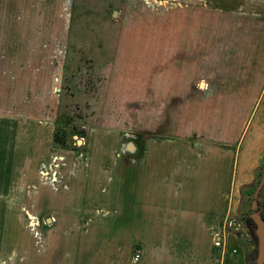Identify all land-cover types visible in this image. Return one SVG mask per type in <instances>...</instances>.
Wrapping results in <instances>:
<instances>
[{"label": "crops", "instance_id": "0c3cea01", "mask_svg": "<svg viewBox=\"0 0 264 264\" xmlns=\"http://www.w3.org/2000/svg\"><path fill=\"white\" fill-rule=\"evenodd\" d=\"M202 1L207 11L224 17L217 26L226 29L222 35L217 34L216 44L209 31L201 36L202 61L210 53L218 52L221 57L234 48L232 30L256 28L264 23V0ZM71 18V0H0V264H248L237 235L224 233V223L240 187L250 185L254 170L264 167V120L242 155L245 130L238 138L228 134L233 116L238 113L234 110L228 116L213 117L212 128L207 132L154 137L152 144L143 148H122L119 198H102L100 190H96L94 194L62 199L66 204L78 205V220H111L119 214L120 226L106 222L103 227L63 229L62 235L76 237L67 245L78 252L75 263L60 258L65 246L62 251L61 246H52L51 250H43L42 246L41 251H34L32 228L24 226L23 221L28 220L31 225L34 219H44L42 206L34 212L33 203L42 205L48 198L46 188L40 191L34 184L29 163L33 152L48 155V159L49 151L53 155L55 132L62 120L58 115L64 102L60 83L65 72ZM138 69V75L152 76ZM235 79L233 83L238 82ZM150 83L152 77L147 80ZM231 84L225 78L220 81L218 76L212 91L217 97L231 93L226 90L237 88ZM139 85L143 96L149 98L146 91L151 90L158 101L161 95L176 93L152 85L146 87L144 80ZM200 87L210 90L208 83H201ZM257 91H262L258 94L261 98L264 89ZM249 92L253 93L251 89ZM209 99L208 95L200 103ZM258 101L259 97L251 104L253 111ZM251 115L246 116L245 129ZM179 120L171 119L176 133ZM191 134L200 139L191 141ZM34 137L38 141L35 144ZM109 151L93 149L90 154L108 155L104 153ZM45 162H36L35 173L41 177L42 186L48 179L45 170L48 171L49 163ZM18 166L27 171L29 168L31 176L27 173L18 177ZM18 188L23 190L18 192ZM102 235L101 248L95 246L91 255L90 237ZM136 250L141 253L138 262L134 260ZM68 253L67 250L65 257Z\"/></svg>", "mask_w": 264, "mask_h": 264}, {"label": "rangeland", "instance_id": "374dc122", "mask_svg": "<svg viewBox=\"0 0 264 264\" xmlns=\"http://www.w3.org/2000/svg\"><path fill=\"white\" fill-rule=\"evenodd\" d=\"M204 4L202 0H71L72 30L60 83L64 102L58 115L59 121L62 120L56 129L61 141H54L49 159L48 155L33 152L29 163L33 167L34 184L40 191L46 188L48 198L42 205L33 203L34 212L42 206L46 212L44 219H34L31 225L30 221H23L24 226L32 228L34 251H41L42 246L43 250L61 246L62 251L76 238L62 235L61 231L69 227H103L106 222H111L113 227L120 226L119 214H114L116 217L111 220H78L75 210L78 205L66 204L62 199L94 194L96 190H100L102 198H119L120 151L128 145L143 148L147 143L151 145L154 137L176 138L192 131L204 133L211 130L213 117L228 116L234 110L238 113L233 116L228 134L238 138L245 130L241 139L242 155L245 153L257 126L264 120V95L260 98L258 94L262 91H257L264 89V69H261L264 67V23L256 28L232 30L234 48L221 54L222 58L215 52L202 61L201 36L209 31V37L213 36L216 44L217 34L226 31L217 26L218 20L224 17L207 11ZM138 68L152 76L138 75ZM218 76L220 81L223 78L232 81L230 86L237 88H229L226 91L231 93L217 97L212 90ZM151 77L153 83L147 84ZM233 79L238 82L233 83ZM141 80L146 87L152 85L176 93L161 95L158 101L157 95L149 90L146 91L148 98L142 95ZM201 83H208L210 90L200 87ZM208 95L210 99L200 103ZM258 97L253 111L251 104ZM250 114L245 129L244 121ZM173 117L181 118L177 133L172 128ZM190 137L191 141L200 139L199 135ZM36 142L34 137L33 144ZM100 148L111 151L104 153L108 155L90 154ZM38 152L45 153V150ZM43 160L49 163L48 171L45 170L48 179L43 178L45 186L40 185L41 177L35 173L36 162ZM17 170L18 177L30 175L29 168L27 171L18 166ZM263 175L264 167L256 168L251 184L240 187L238 194L234 190L237 196L224 223V233L237 235L250 264H257L259 242L249 220L255 201L264 217V190H259ZM21 190L18 188V192ZM103 240V235L90 237L91 255L95 246L101 248ZM77 253L76 248L67 247L59 256L75 263ZM137 253L141 256L138 250L134 256Z\"/></svg>", "mask_w": 264, "mask_h": 264}, {"label": "water", "instance_id": "95a60500", "mask_svg": "<svg viewBox=\"0 0 264 264\" xmlns=\"http://www.w3.org/2000/svg\"><path fill=\"white\" fill-rule=\"evenodd\" d=\"M116 16V14H115ZM81 141H79V144ZM261 187L259 188V190ZM258 190V191H259ZM250 218L254 221L256 226V236L258 238L259 246H258V258L257 264H264V219L261 217L258 211V203L257 201L253 202L252 204V213Z\"/></svg>", "mask_w": 264, "mask_h": 264}, {"label": "trees", "instance_id": "16d2710c", "mask_svg": "<svg viewBox=\"0 0 264 264\" xmlns=\"http://www.w3.org/2000/svg\"><path fill=\"white\" fill-rule=\"evenodd\" d=\"M54 141H55V143H58V142H60V141H61V139H60V137H59V133H58V132H56V133H55V136H54ZM260 187H262V184L260 185ZM249 224H250V226H252L253 228L255 227V224L253 223V221H252V220H249Z\"/></svg>", "mask_w": 264, "mask_h": 264}, {"label": "flooded vegetation", "instance_id": "af4514ba", "mask_svg": "<svg viewBox=\"0 0 264 264\" xmlns=\"http://www.w3.org/2000/svg\"><path fill=\"white\" fill-rule=\"evenodd\" d=\"M262 187H261V191H263L264 190V175H263V180H262ZM258 211H259V213H260V215H261V217L264 219V217H263V215H262V213L260 212V207L258 206ZM251 215V214H250ZM252 220V219H251ZM253 221V220H252ZM253 223H254V221H253ZM255 224V223H254ZM255 229H256V226H255ZM247 260H248V264H250V262H249V258L247 257Z\"/></svg>", "mask_w": 264, "mask_h": 264}, {"label": "built area", "instance_id": "2783aa9c", "mask_svg": "<svg viewBox=\"0 0 264 264\" xmlns=\"http://www.w3.org/2000/svg\"><path fill=\"white\" fill-rule=\"evenodd\" d=\"M140 258H141V256H140L139 253L135 254V256H134V260H135L136 262L140 261Z\"/></svg>", "mask_w": 264, "mask_h": 264}]
</instances>
